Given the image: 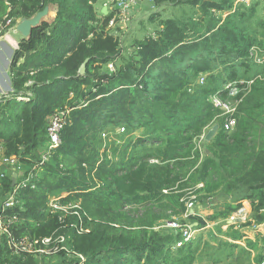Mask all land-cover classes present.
Here are the masks:
<instances>
[{
  "label": "trees",
  "instance_id": "1",
  "mask_svg": "<svg viewBox=\"0 0 264 264\" xmlns=\"http://www.w3.org/2000/svg\"><path fill=\"white\" fill-rule=\"evenodd\" d=\"M97 1L0 0V25L54 8L51 21L18 42L7 70L11 92L0 96V157L16 159L12 169L0 167V207L11 195L15 203L0 215L12 221L14 244L62 236L65 249L20 252L4 234L0 264H194V243L176 248L181 234L168 223L226 222L247 201L246 226L264 224V34L250 26L258 5L230 12L235 0H152L207 20L159 19L152 35L122 52L107 29L114 13L98 16ZM229 83H241L233 97ZM215 95L239 100L232 131L223 129ZM58 114L60 143L40 164ZM111 132L128 135L123 146ZM108 146L119 160L108 158ZM52 198L78 205L81 219L51 213ZM188 204L212 213L189 214Z\"/></svg>",
  "mask_w": 264,
  "mask_h": 264
},
{
  "label": "rangeland",
  "instance_id": "2",
  "mask_svg": "<svg viewBox=\"0 0 264 264\" xmlns=\"http://www.w3.org/2000/svg\"><path fill=\"white\" fill-rule=\"evenodd\" d=\"M108 2L109 0H98L95 3L94 7L98 16L99 12L102 13L101 8L105 11L102 13L103 15L107 13V11L109 12L112 10V4L109 3L108 5ZM250 4L258 5L256 8V14L250 21V26L257 35H259V33L264 34V27L261 26V24L264 23V0H252L245 5L249 6ZM233 10L234 3L230 12ZM53 12L54 8L49 9L48 14L43 18V20L51 21ZM126 13L128 14H126L123 19L119 17L115 18L116 25H114L111 30V33L119 38L122 52H126L127 49H131L136 41L152 35L156 29L159 19H165L168 17H191L196 21H202L203 19V16H201V13L197 9L195 10L186 6L169 7L168 5L156 8L153 6L152 0H139L137 5L133 6ZM214 14L216 18H224L228 13L214 12ZM151 16H154L153 20H150ZM100 17H102L101 14ZM203 20L206 22L207 17ZM18 21L19 20L16 21V24ZM205 22L203 24H205ZM18 39H20L19 34L10 30L7 31V33L5 31V33L1 36L2 41L6 40V42H9L11 40L14 44H18L19 41H16ZM8 46L9 48L4 50L2 57L0 58V71L1 75H3L0 85V96H6L11 92V90L8 89L5 73L10 65L12 53L16 48L11 45ZM262 58L264 59V57ZM115 131H118V133L124 132L121 128H119V130L116 129ZM140 133L135 132L132 135V138L139 137ZM110 136V140H115V143L118 146H123L122 144L128 139V135H122L115 138V136H113V132H111ZM103 138L105 137L103 136ZM106 144L111 145L112 143L107 142ZM111 147L112 146H108L103 150L106 149V154L109 159H112L113 161L119 160L120 156L118 153L113 156ZM16 178L17 174L15 182ZM250 209L249 203L244 201L242 204V210L240 212H236L230 217V219H234L233 221L228 223L227 221L224 222L220 219H216L213 222L206 221L203 228L196 227L195 223L184 225V227H187V229L190 230L192 236L190 242L194 243V248L192 250L194 255V264H261L262 260L258 261V259L261 256L264 257V245L262 243V240L264 239V224L259 226H254L253 224L246 226L249 221ZM190 210L191 213L189 211V214H196L198 217L203 219L212 213L211 209L200 205H193ZM176 224H178L177 221ZM230 226L232 227L229 228ZM234 233L239 236L238 239L233 238ZM195 246L197 247L196 250Z\"/></svg>",
  "mask_w": 264,
  "mask_h": 264
},
{
  "label": "built area",
  "instance_id": "3",
  "mask_svg": "<svg viewBox=\"0 0 264 264\" xmlns=\"http://www.w3.org/2000/svg\"><path fill=\"white\" fill-rule=\"evenodd\" d=\"M250 0H235L234 1V9L235 7L239 5H245L248 4ZM139 0H109V3L112 4V10L109 12H113L114 15L113 17L109 20L107 29H112L115 23V18L119 17L122 18L128 14L126 13L128 10H130L133 6H136ZM234 11V10H233ZM105 13L107 15L109 13ZM115 23V24H114ZM12 31L15 32V27L12 26V19L6 18L4 20V23L0 25V39L3 33H7V31ZM6 41V40H5ZM8 42V41H7ZM14 48H17V44L11 45ZM257 63H261L260 58L257 59ZM108 69H112V65H108ZM203 82V79L200 80ZM241 84V83H240ZM240 84H235V83H229L226 85L225 89L228 90L229 95L231 97L235 96L238 93V85ZM19 100H25L26 98H18ZM27 100V99H26ZM211 103L214 107L219 109L223 116H226L224 121H223V129L226 132L232 131L236 125V120L234 117H232L233 113L236 112V107L237 104L239 103V100H233L232 102L229 100H221L217 95L211 97ZM62 118L63 114H58L54 115L48 122L47 125V144L44 148V153L42 154L41 157V162H45L48 158V156L58 147L60 141H59V131L62 127ZM119 130V129H118ZM123 130V128H121ZM118 133V131H116ZM121 133V132H120ZM105 137V135L103 134ZM16 159L14 157H0V167H6L7 169H12ZM152 163H156V161H150ZM3 175H1L2 177ZM60 198H52L49 200L48 203V208L51 213H60L59 218H65L66 216L70 215H75L77 219H81V213L77 210L79 208L78 205L76 204H62L59 201ZM14 203V198L11 195L0 207L2 208H9L13 206ZM191 204L187 205L188 211L191 212ZM242 210L239 209L237 212H240ZM4 218L0 215V236L7 234L8 241H10L11 245L13 248L17 251L20 252H25V253H33V254H45V255H50L55 253L56 251H65L64 247L62 246L63 243V237L59 236L57 239H54L52 236L51 237H45L39 241H34V243H16L12 241V238L9 233V225L11 224V220H7V222H4ZM232 219V218H231ZM13 220V219H12ZM171 229H179L180 234H181V242L176 243V248L180 247L182 244L189 243L191 241V233L190 230L187 228H183L180 225L176 223H168L167 224ZM37 245V246H36ZM36 246V247H35ZM81 258V257H80ZM82 259V258H81ZM261 264H264V259Z\"/></svg>",
  "mask_w": 264,
  "mask_h": 264
},
{
  "label": "water",
  "instance_id": "4",
  "mask_svg": "<svg viewBox=\"0 0 264 264\" xmlns=\"http://www.w3.org/2000/svg\"><path fill=\"white\" fill-rule=\"evenodd\" d=\"M102 12H105L104 9L102 10ZM47 14H48V7H45L42 11L38 12L35 16H33L30 19L21 18L15 26V33L19 34L21 39H25L29 37L32 29L37 27ZM85 63L86 61L80 66L78 70V75L84 74ZM217 130H218V125H213L212 128L208 130V132L204 135V141L208 142L213 137V135L216 133ZM15 177L16 174L14 173L11 180L12 187L15 185ZM233 220L234 219H231L227 221V223Z\"/></svg>",
  "mask_w": 264,
  "mask_h": 264
},
{
  "label": "crops",
  "instance_id": "5",
  "mask_svg": "<svg viewBox=\"0 0 264 264\" xmlns=\"http://www.w3.org/2000/svg\"><path fill=\"white\" fill-rule=\"evenodd\" d=\"M252 0H250L249 2H251ZM103 10V8H101V11ZM102 13H104V12H102ZM52 17H54V12H53V14H52ZM20 36V35H19ZM21 40V37H20V39H18V40H16L17 42L18 41H20ZM8 45H12L11 43H9V42H6V41H2L1 39H0V58L2 57V54H3V52H4V50L5 49H7V48H9V46ZM5 76H6V78H7V84H8V89H10V82H9V78H8V76H7V71H6V73H5ZM2 77H3V75H1V71H0V85H1V79H2ZM5 82V81H4ZM0 92H1V90H0ZM8 171V170H7ZM10 171H12V170H10ZM13 172L11 173V177H13Z\"/></svg>",
  "mask_w": 264,
  "mask_h": 264
},
{
  "label": "bare ground",
  "instance_id": "6",
  "mask_svg": "<svg viewBox=\"0 0 264 264\" xmlns=\"http://www.w3.org/2000/svg\"><path fill=\"white\" fill-rule=\"evenodd\" d=\"M7 40H8V39H7ZM9 43L14 44L13 41H11V40L9 41ZM259 66H260V65H259ZM241 87L243 88V86H241ZM243 89H244V88H243ZM220 114H221V113H220ZM235 114H236V112H235ZM201 139H202V138H201Z\"/></svg>",
  "mask_w": 264,
  "mask_h": 264
},
{
  "label": "clouds",
  "instance_id": "7",
  "mask_svg": "<svg viewBox=\"0 0 264 264\" xmlns=\"http://www.w3.org/2000/svg\"><path fill=\"white\" fill-rule=\"evenodd\" d=\"M230 219V218H229ZM231 220V219H230ZM229 221V220H228Z\"/></svg>",
  "mask_w": 264,
  "mask_h": 264
}]
</instances>
